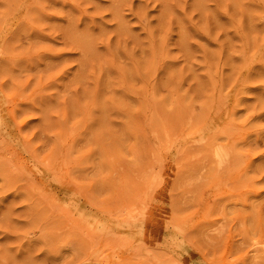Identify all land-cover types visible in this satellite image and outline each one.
<instances>
[{
	"label": "rangeland",
	"instance_id": "1",
	"mask_svg": "<svg viewBox=\"0 0 264 264\" xmlns=\"http://www.w3.org/2000/svg\"><path fill=\"white\" fill-rule=\"evenodd\" d=\"M0 264H264V0H0Z\"/></svg>",
	"mask_w": 264,
	"mask_h": 264
}]
</instances>
